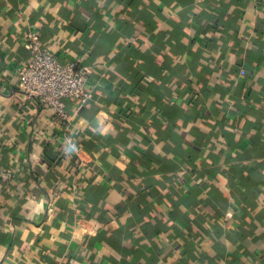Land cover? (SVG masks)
Wrapping results in <instances>:
<instances>
[{
    "label": "crops",
    "instance_id": "obj_1",
    "mask_svg": "<svg viewBox=\"0 0 264 264\" xmlns=\"http://www.w3.org/2000/svg\"><path fill=\"white\" fill-rule=\"evenodd\" d=\"M31 30L91 68L68 130ZM1 170L0 264H264V0H0Z\"/></svg>",
    "mask_w": 264,
    "mask_h": 264
},
{
    "label": "built area",
    "instance_id": "obj_2",
    "mask_svg": "<svg viewBox=\"0 0 264 264\" xmlns=\"http://www.w3.org/2000/svg\"><path fill=\"white\" fill-rule=\"evenodd\" d=\"M27 45L32 57L18 68V88L39 106L51 109L54 112L53 123L62 124L68 130L72 117L67 109V99L87 102L94 96L87 86L91 68L77 60L62 63L54 50L42 44L40 35L34 30L27 33ZM246 72L244 67L240 69L241 76ZM72 147L80 158L81 150L74 144ZM0 173L6 180L13 176L11 170H1Z\"/></svg>",
    "mask_w": 264,
    "mask_h": 264
}]
</instances>
